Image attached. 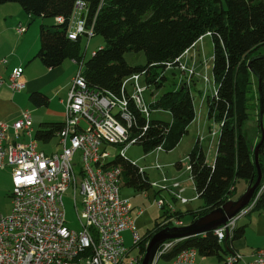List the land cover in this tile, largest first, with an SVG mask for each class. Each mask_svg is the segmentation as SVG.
Wrapping results in <instances>:
<instances>
[{
    "label": "trees",
    "instance_id": "16d2710c",
    "mask_svg": "<svg viewBox=\"0 0 264 264\" xmlns=\"http://www.w3.org/2000/svg\"><path fill=\"white\" fill-rule=\"evenodd\" d=\"M78 2L86 6L87 27L92 26L95 36H102L106 43L89 60L85 58L83 38L71 40L68 37L69 19ZM5 4H18L32 21L36 18L53 20V24L40 26V49L36 58L45 67L57 68L66 60L84 61L87 85L114 96H121L126 78L144 72L147 73V88L152 84L157 89L162 88L167 79L166 66L179 67L178 59L210 33L214 44L215 91L208 99V117L220 125V137L213 164L207 162L200 140L188 156L196 198L204 203L202 209L191 213L193 221L188 227L190 231L196 229L194 224L198 219L232 201L240 181L248 187L256 183L255 151L258 146L262 181L253 198L259 192L260 196L252 211L244 217L264 212V56L259 54L264 46V0H0V8ZM59 17L65 22L59 23ZM130 52L143 53L146 64L131 66L126 60ZM254 79L258 90L255 101ZM30 100L38 107L49 102L40 92L31 94ZM194 100L191 91L183 85L149 105L147 119L129 96L128 109L133 116L129 134L135 140L134 145L142 146L146 155L158 148L174 150L196 119ZM153 108L170 112L172 120H151ZM251 112L255 116L253 119ZM63 126L64 123H45L35 138L47 142ZM107 166L121 168L125 186L138 192L151 188L145 169L127 157L118 153ZM161 209L165 210L166 206ZM181 217V212L171 209L165 212L162 221L157 220L155 230L145 235L142 251L144 243L156 233L175 227L173 223L161 227L162 222L169 219L181 222ZM244 227L237 223L232 234H226L222 242L214 231L167 241L173 245L161 260L171 262L183 251L195 249L204 259L215 257L226 264L227 256L236 252L233 243L245 235Z\"/></svg>",
    "mask_w": 264,
    "mask_h": 264
},
{
    "label": "built area",
    "instance_id": "2783aa9c",
    "mask_svg": "<svg viewBox=\"0 0 264 264\" xmlns=\"http://www.w3.org/2000/svg\"><path fill=\"white\" fill-rule=\"evenodd\" d=\"M85 11V4L78 2L69 19V39L82 37L90 41L95 36L94 28L87 27ZM57 21L64 23L65 19L59 17ZM26 31L23 25L17 28L20 35ZM189 51L178 59L179 68L194 76V69L182 63ZM72 61L79 70L72 80L64 126L58 132L60 152L46 154L40 150L38 141L32 138L33 120L29 110H24L21 118L12 124L0 121V171L9 169L13 184L11 212L9 215L0 213V264L143 263L149 241L144 243L143 252L144 237L137 230L133 205L121 195L122 170L116 166L108 167L107 163L112 157L110 147H119V155L126 157L130 145L135 144L129 134L133 121L128 109L129 96L140 112L149 118V105L144 97L148 88L141 84L147 73L126 78L121 96H114L89 87L83 74L84 61ZM7 63V59H0V68ZM173 68L168 65L164 70ZM23 73L22 68H16L7 80L0 74V88L7 84L11 91L21 92L26 87ZM205 81L209 83V78L205 77ZM11 130L14 131L13 138L9 136ZM23 136L29 141L23 142ZM78 153L83 166L77 175L75 157ZM162 181L167 183L169 180L164 176ZM164 183L152 182L151 187L170 191L182 204L189 202L183 197L185 189L180 183L175 182L170 188L163 186L167 185ZM71 186L74 187L75 206L78 194L83 201L82 211L78 213L79 230L71 229L66 221L63 197ZM174 189L178 191L174 192ZM258 196L260 192L238 215L214 231L221 242L226 234H232L238 221L252 211ZM157 205L160 208L166 206L164 200H159ZM138 213L141 216L144 211L140 209ZM170 223L175 227L181 224L169 219L162 222L161 227ZM127 231L132 234L134 246L141 249L137 256H131L126 247L123 234ZM172 245V242L164 243L152 264H163L160 260ZM198 255L197 250L188 249L164 264H195ZM243 260L242 254L234 252L227 256L226 264H238ZM250 264H264V246L256 251Z\"/></svg>",
    "mask_w": 264,
    "mask_h": 264
},
{
    "label": "rangeland",
    "instance_id": "374dc122",
    "mask_svg": "<svg viewBox=\"0 0 264 264\" xmlns=\"http://www.w3.org/2000/svg\"><path fill=\"white\" fill-rule=\"evenodd\" d=\"M17 6L18 4H12ZM21 7V6H17ZM22 9V8H21ZM30 27L34 26L39 29V41H40V26L53 24L52 19L36 18L34 21L30 19ZM25 26V25H24ZM26 27V26H25ZM29 27V28H30ZM84 38L82 46L84 52L87 49L86 60H89L93 52L98 51L100 48H104L106 43L102 36L96 35L90 40ZM24 47V46H23ZM22 47V48H23ZM259 54L264 56V46L259 49ZM213 55H214V44L211 35L206 34L200 39L196 46H194L188 54L182 58V63L186 65L187 68L194 69L195 75H191L187 72H183L179 67L173 68L171 70L165 71L166 81L162 88L157 89L154 84H152L147 91L144 93L145 100L148 105L158 101L163 94L166 92L174 91L177 88L185 85L191 91L193 97L195 98V111L196 119L188 128V134H186L179 145L172 151H162V152H151L146 155L142 146L140 145H130L129 150L126 153V157L131 162H135L138 167L144 168L149 182L152 183H164L162 180L166 175L168 177V182L164 183L165 187H171L175 182L181 184V187L185 189L183 197L189 202L187 204H182L179 200H174L170 191H160L157 188H150L144 192H138L131 187L122 186L123 195L130 198L131 202L138 209H143L145 214L139 218L137 221V230L141 235L145 237L148 232H152L156 228L157 220H161V217L169 209L181 212L183 217H181L182 227H188L192 224L193 216L192 212H197L204 207V203L201 199L195 198L196 191L194 188L193 181L191 179L190 172L187 170L189 164L188 156L195 144L200 140L201 148L205 153L207 162L213 164L216 158L218 140L220 137V125L215 122L214 119H209L208 117V99L214 95L215 84L213 78ZM126 60L131 66H140L146 64V58L143 53L130 52L126 54ZM162 72V70L160 71ZM205 77L209 78V83L205 81ZM190 79V80H189ZM141 84L147 86L146 78L141 80ZM253 99L255 101L257 94V83L253 80ZM129 92L132 93L133 90L129 86ZM154 96V98H153ZM254 101L252 104V110L254 108ZM151 120H159L164 122H170L172 116L170 112L162 109H152ZM253 119L254 113L251 112ZM249 126V125H248ZM109 151L112 154L110 161L116 158L119 153V147H110ZM75 163L77 164L75 172L78 175L81 172L83 163L80 158V153L75 157ZM179 165V166H177ZM180 165L182 167H180ZM245 182L240 181L238 186V194H242L245 188ZM13 191L12 184V174L9 169L0 171V213L2 215H9L12 209V199L11 194ZM159 191V192H158ZM156 192L157 194L156 196ZM237 197L235 194L234 198ZM195 198V199H194ZM65 211H66V221L68 226L73 230H79L81 228L80 221L78 218V213L82 211V197L77 195V207L74 201V187L71 186L63 197ZM159 200H164L166 204V209L162 210L157 202ZM171 210V211H173ZM126 242V247L131 251V256H137L141 253L140 247H135L133 243L132 234L126 232L123 234ZM202 258L199 257V264H217L215 257H209V261L202 262ZM216 261V263L214 261Z\"/></svg>",
    "mask_w": 264,
    "mask_h": 264
},
{
    "label": "crops",
    "instance_id": "0c3cea01",
    "mask_svg": "<svg viewBox=\"0 0 264 264\" xmlns=\"http://www.w3.org/2000/svg\"><path fill=\"white\" fill-rule=\"evenodd\" d=\"M17 6L5 4L0 8V59L5 58L8 60V63L0 68V74L7 80L14 69L22 68L26 87L21 92L16 93L11 91L7 84L0 89V121H6L12 124L21 118L24 110H29L33 120L32 138L37 140L35 135L37 131L42 128L43 124H63L65 122V109L68 95L72 80L78 72L79 66L72 60H66L57 68L50 69L45 67L41 61L36 58L40 49L39 29L34 26H29L31 18H29L21 7ZM19 25L26 26L27 31L25 34L20 35L17 33ZM89 44L90 41H88L87 48ZM85 53H87V49ZM38 92L43 93L49 98V102L46 106L38 107L31 102L30 95ZM9 136L13 138V130L9 132ZM22 141L28 142L29 138L23 136ZM37 141L40 150L46 154L61 151L58 133L53 139L47 142ZM165 177L168 178L166 175ZM244 184L245 188L242 194H238L237 186L235 192L237 197L233 199L234 201L238 200L248 189L247 184ZM177 191L178 190L174 189V192ZM158 192H156V196L159 194ZM121 195L131 202L130 198L123 195L122 189ZM131 204L133 205L132 215L137 224V221L145 214V211L142 209L144 213L139 216L138 211L140 209L136 208L132 202ZM180 223L181 224L176 227H182L183 224L182 222ZM238 226H245V235L242 239L233 243V249L244 256V260L238 264H250L255 259L256 251L264 246V212L251 213L241 218L238 221ZM141 236L143 237L144 235ZM199 257L202 258V262L209 261V259H204L198 255L195 264H199ZM215 260L218 262L217 264H224V261L220 263L218 259ZM216 261L214 262L216 263ZM161 263L164 264L165 262L161 260Z\"/></svg>",
    "mask_w": 264,
    "mask_h": 264
},
{
    "label": "water",
    "instance_id": "95a60500",
    "mask_svg": "<svg viewBox=\"0 0 264 264\" xmlns=\"http://www.w3.org/2000/svg\"><path fill=\"white\" fill-rule=\"evenodd\" d=\"M260 83V78H259ZM259 93L261 95V87L259 86ZM260 120L263 123V113H261ZM261 123V124H262ZM259 146L255 151V161L258 168V177L253 186H249L246 192L236 201L232 200L223 205L220 209L209 212L204 217L198 219L194 226L196 229L190 231V227H173L166 228L156 233L146 248L145 256L142 264H152L160 247L170 240H181L190 235L201 234L215 231L222 226H225L229 220L238 215L245 207H247L252 200L256 190L262 181V171L259 165ZM254 180L251 181L253 184Z\"/></svg>",
    "mask_w": 264,
    "mask_h": 264
}]
</instances>
